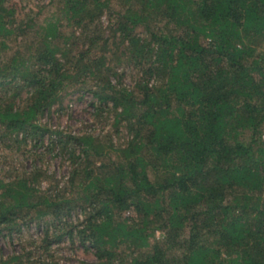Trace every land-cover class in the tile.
Masks as SVG:
<instances>
[{
    "label": "trees",
    "instance_id": "16d2710c",
    "mask_svg": "<svg viewBox=\"0 0 264 264\" xmlns=\"http://www.w3.org/2000/svg\"><path fill=\"white\" fill-rule=\"evenodd\" d=\"M116 2L0 0V149L68 165L0 177V264H264V0ZM76 92L105 135L42 121Z\"/></svg>",
    "mask_w": 264,
    "mask_h": 264
},
{
    "label": "rangeland",
    "instance_id": "374dc122",
    "mask_svg": "<svg viewBox=\"0 0 264 264\" xmlns=\"http://www.w3.org/2000/svg\"><path fill=\"white\" fill-rule=\"evenodd\" d=\"M21 1L27 7V9H33L34 7L35 11L41 6H45L41 16L42 18L50 16L51 13L59 9L56 3L53 5L50 3V0ZM115 4L117 6L121 3H119V0H117ZM25 43L26 41L21 38L13 41L11 43L12 49L8 50L5 56L10 57L17 48L25 49V46L23 47ZM125 83L131 84L132 78L126 77ZM0 94H3V92L0 91ZM81 94V92H76L75 94L73 93L66 96L62 101V105L58 104L54 106L49 113L45 114V116L42 118V121L44 123H48L49 127L52 129L61 128L72 130L77 133L92 132L95 135H105V133L109 131L108 129L112 127V112L106 110L100 115H97L94 107L91 106V94L84 93L83 96L79 98ZM21 95V98H23L26 96V93L23 92ZM30 154L31 152H29L28 148L26 147H15L13 149L5 147L0 149V177L5 178L14 176L15 174L12 173V168H16L18 169L17 171L20 172L31 171L36 164L42 165L44 170L47 171L48 175L56 176L58 179H63L62 177L67 175V163L60 157L55 156L54 153L47 154L40 160V162L37 160L35 161V156H31ZM48 182L49 180L45 179L43 185L46 186ZM33 230L38 231V229L35 228ZM37 233L39 232H35L34 234L38 235ZM60 247L61 249L59 250V253L63 256L62 260L64 264H95L97 261L94 251H88L79 244H77V247H73L70 242H65ZM19 249L20 245L18 237H15L13 241L2 240L0 243V256L10 255L15 250Z\"/></svg>",
    "mask_w": 264,
    "mask_h": 264
}]
</instances>
